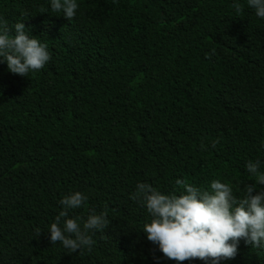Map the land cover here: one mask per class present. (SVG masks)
<instances>
[{
	"label": "trees",
	"instance_id": "16d2710c",
	"mask_svg": "<svg viewBox=\"0 0 264 264\" xmlns=\"http://www.w3.org/2000/svg\"><path fill=\"white\" fill-rule=\"evenodd\" d=\"M76 3L68 20L51 0H0L10 35L23 22L51 56L27 77L0 61V264H211L165 257L131 197L186 194L177 179L264 190L247 171L264 172V18L247 0ZM76 191L88 199L69 218L110 223L71 254L49 229ZM219 264H264V249L241 239Z\"/></svg>",
	"mask_w": 264,
	"mask_h": 264
},
{
	"label": "clouds",
	"instance_id": "9594fccd",
	"mask_svg": "<svg viewBox=\"0 0 264 264\" xmlns=\"http://www.w3.org/2000/svg\"><path fill=\"white\" fill-rule=\"evenodd\" d=\"M256 16L264 18V0H247ZM237 13L243 11L234 4ZM78 9L76 0H51L53 12H63L71 20ZM15 34L10 35L7 22H0V61L6 62L8 70L22 77L39 71L51 59L47 44L26 33L23 22L16 23ZM215 147V143L212 145ZM247 171L256 177L258 185H264V172L260 163L249 161ZM186 194L165 195L146 183H139L132 195L133 200L142 201L152 219L143 226L149 241L158 244L168 259L183 262L199 259L219 264L222 259H233L237 255L241 239L251 248L264 249V190L253 195V185L246 186L243 198L234 196L229 184L214 180L211 193L177 179ZM87 196L76 191L61 201L63 210L50 225V241L61 243L69 253L92 250L93 230H104L110 221L107 213L99 215L93 210L82 223L80 218H69V212L81 208ZM37 235L41 234L36 229Z\"/></svg>",
	"mask_w": 264,
	"mask_h": 264
}]
</instances>
